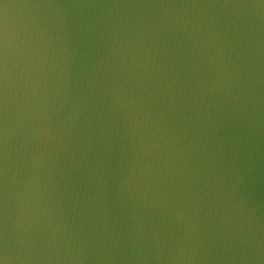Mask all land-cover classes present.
<instances>
[{
    "label": "water",
    "instance_id": "water-1",
    "mask_svg": "<svg viewBox=\"0 0 264 264\" xmlns=\"http://www.w3.org/2000/svg\"><path fill=\"white\" fill-rule=\"evenodd\" d=\"M0 264H264V0H0Z\"/></svg>",
    "mask_w": 264,
    "mask_h": 264
}]
</instances>
